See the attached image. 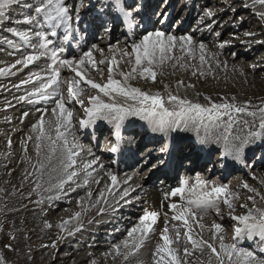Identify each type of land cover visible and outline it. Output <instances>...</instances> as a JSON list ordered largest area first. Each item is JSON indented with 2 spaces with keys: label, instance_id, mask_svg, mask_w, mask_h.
<instances>
[{
  "label": "bare ground",
  "instance_id": "obj_1",
  "mask_svg": "<svg viewBox=\"0 0 264 264\" xmlns=\"http://www.w3.org/2000/svg\"><path fill=\"white\" fill-rule=\"evenodd\" d=\"M237 3L238 1H234V2L231 1L228 4L227 10L219 11L218 15L220 17H224L225 15L229 16L228 9H231V11H233V7L237 5ZM260 5L261 4L259 2L258 6ZM230 19H231V22L234 21L233 16L230 17ZM248 19L249 18L245 19L240 24V29L237 34L242 33L245 30L243 28H248V22H247ZM228 30L229 29L224 30V32L222 33V37H219L220 42L225 40L226 35L224 34H227ZM261 50L262 48L258 46L251 47V49L248 50V55H239L236 57L238 59L222 57L223 59L220 61V64L209 63L206 66L205 65L201 66V64H199L196 60L195 62H192V63L188 62L187 58L189 55H183V54L182 56H179V55L174 56L173 59L169 58L170 61L164 60V58L163 60H161V54L159 53V51H157L156 56L153 59V63L150 66L148 65L147 60H143L140 65H136L135 61L125 62V64L123 65V69L127 71L126 80L128 79V83L127 84L124 83V84L126 86H129V88H138L140 90H143L146 88H149V90H152V87H153L155 90L149 91L148 93L149 94H161L163 101L169 107H175V108L180 107L178 102H173V101L168 100L169 95L177 96L182 100L194 101V102L200 103L199 102L201 101L200 98H198V96H196L193 93V90H198L199 87H203L200 89L206 92V89L210 87V84L206 83L205 81L204 82L200 81L199 83L201 85L197 86L195 84V81H196L195 79H199L202 76H204L205 78V75L207 74V72L212 69H214V72H212V74L218 73L217 75H219L221 74L220 72H222V74H224L223 77H225L226 79L229 77L228 74H230V77L231 76L236 77L237 75L240 74V72L241 74L242 73L249 74L250 72L253 71L252 68L243 67L242 70H244L245 72H242L240 70L241 68L238 69L239 67L237 68L235 65V62L237 60L238 62H242L243 58H249V54L252 55L250 58L254 65V70L256 69L255 74L257 75L255 76V78L257 77V79H260V81L255 80L256 85L259 82L264 83V71H263L264 70V55L261 54ZM164 57H165V53H164ZM223 65H226V69H224L225 71L223 69L219 70L220 66L223 67ZM156 66L159 68L160 72L155 73L157 74L155 76V80H153L152 78L150 80L146 79V77L144 76V73L141 72L143 68L153 67L157 70ZM134 68H135V71L133 72ZM194 68L197 69L198 71L194 72ZM166 70H168L169 72L166 73ZM215 76L216 74H214V77ZM180 77H182L183 80L184 78L187 79V81L184 80V82H182L183 84L182 89H178V87H174V85L171 83V81L177 83L176 81L179 80ZM214 84H216V82ZM163 88H166V89L162 90ZM243 100L245 99L243 98ZM132 101H135V100H132L130 98L129 101L127 102V105L132 106V103H133ZM219 101L221 102L222 100H219ZM234 101H236V99H234ZM245 102H246L245 105L250 109V112L248 113V115L245 114L246 115L245 118H243V115L239 117L242 122L239 123L238 125L237 124L233 125V123L231 124L230 131L228 132L229 133L228 136L232 137L234 135H238L236 132H239L242 137L252 135L251 138H252V142L254 143L255 138H256L255 132L258 129V131L261 133L262 139L264 140V128H261V127L259 128V124H257V121H261L263 119L264 113L258 112V110H256L263 105V102L258 101V100L253 101V102L250 101L249 103H247V101ZM9 111L11 112L12 109H9ZM251 113H255V114L252 115ZM219 121L222 124L221 123L215 124L214 128L216 130L215 134L217 135L219 139H221L224 137L225 130L228 125H226L225 116L223 118H220ZM17 122L18 121H15L14 123H12V125L16 124ZM35 122H36L35 119H33L30 121H25L21 124L22 129L20 130L19 133L15 135V137H18L16 138L18 140L15 144H19L20 138L25 136L23 135V127L29 126L28 129H29V134L31 135V138L28 140L27 146H32V147L34 146L35 141H38V139L40 138V136L38 135V131H37L38 126L35 125ZM48 127L49 126H45V128H48ZM49 130H51L50 136L55 141V144H59L63 146L64 139L68 140L69 138H71V136L67 137L66 133L63 134V137H57V134L55 131H53L52 129H49ZM70 131L71 130H69V132ZM43 135H45V131L43 132ZM215 140H216V144H219V140L216 138ZM49 141H51V139ZM226 141L228 144L231 145L229 140H226ZM55 147L56 146L54 145L49 146L48 141H43L36 150L38 151V157L34 156L36 155L34 152L30 154L31 152V151L29 152L30 149H27L25 152H20L21 153L20 157H22L20 164L17 163L19 159H17V161L11 160L13 161L11 162L8 158H5L2 161H0V217H3V218L5 217V219L10 222L9 231L12 232L11 237H8V241L6 243L8 246H2L0 247V249L8 257L9 255L19 253L20 256L22 257V258H18L21 264H31L32 258L30 259L29 257H25L24 252H22L23 248L25 247L24 243H26L27 241L29 243V247L34 251L32 252L33 257L38 256V255H41V256L43 255L42 260H44V264L45 263L46 264H91L90 262L91 254H88L87 250H90L92 246H89V245L90 243L102 244L101 241L100 242L99 240L91 241V239H88L86 242H84V245H85L84 252L85 253L77 254L78 250L73 249L72 247H69L68 245L71 241H76L77 240L76 237L72 238L71 234H67V235L61 234L57 240L56 239L52 240L51 239L52 237L50 238L48 235V231L50 227H53L54 225L60 226L61 228H64V227L69 228V225H72V215L75 210L73 202L70 201L71 195H67L66 197H61V198L54 195L60 192V188H59L60 186L57 187V186L51 185V188L46 187L48 182L53 183L54 181H58L60 179L56 177L59 174L58 167L62 168V162L61 160H57L56 158L57 149ZM52 148H55L56 152H52L51 151ZM34 158L39 161L37 164H35ZM175 163L174 165L175 167H177L178 161H176ZM105 170L107 169H103L101 171V174H99V176L96 178V179L100 178V180L99 181L97 180L93 186L91 184H87V186H82V188L77 191L78 196L79 195L84 196L83 202L88 203L85 216H83V219H84L83 226L84 227H88L89 225L85 226V224L90 219L94 218L93 215L88 217V212L93 210V206H95L97 202L96 199H98V195H99L97 193H99V191L103 189L104 182H107V183L111 182V188L109 190V193L121 194L125 191H130V194H134L139 189L138 187L134 190H131L132 186L136 185V183L128 182V183L123 184V181H124L123 179L121 180V178H118L117 175H106ZM87 171H89V169H87ZM113 176L116 177V180L117 179L121 180L120 182L121 185L118 187L117 190L115 189L117 188L118 182H116V180L115 182H113L112 180ZM256 176L258 179L253 180V182L255 183V187H258L259 194L262 196V198H264V171L262 172L259 171ZM65 191L66 190H64L63 192ZM25 192L27 194H25ZM150 194L152 196H149ZM246 194L253 197L255 201H257V198H258L257 194L255 193H246ZM49 195H52V196L49 198L48 197ZM145 195L147 197L146 198L147 203L145 204V206H148L147 211L152 212L151 209L155 207L159 203V200L163 198V193L158 189V187L153 186L151 191H149ZM34 200L38 201L37 206H34L31 203ZM155 200H156V204L154 205ZM255 203L257 204L258 202H255ZM255 203L254 202L250 203V206L251 204H255ZM257 205H259V203ZM81 208L83 209V203H82ZM97 218L98 217H95L93 221L96 220ZM48 219L53 220V222L51 223ZM101 224H103V222H101ZM128 231L129 230L126 228L124 233H127ZM84 232H85L84 230H81L76 235H78V237L80 236L83 237ZM24 236H26L27 239H24ZM0 238L2 239L1 234H0ZM36 239L41 240V241H51L52 245H48V246L45 245L46 247L45 248L43 247L44 249H40V250L36 246L38 250H35L36 248H35L34 242ZM129 240H130V236H127L121 239V241L124 243L128 242ZM110 249H111L110 244L104 245L101 248L102 251L100 253L102 254L103 252H105L107 257L114 256L115 261L117 259L119 260L112 264L121 263L119 259L120 255L114 253L113 248H112V253H109V254L107 253V251H109ZM37 251H40V252H37ZM95 251L96 250H94L93 252ZM38 258H40V256ZM130 258L131 256L129 257V259ZM224 258L226 259V257ZM242 261H243L242 257H237L236 255H234L233 264H236V263L244 264V261L243 262ZM35 264H39V263L36 262ZM122 264H127V263L122 262Z\"/></svg>",
  "mask_w": 264,
  "mask_h": 264
},
{
  "label": "snow or ice",
  "instance_id": "obj_2",
  "mask_svg": "<svg viewBox=\"0 0 264 264\" xmlns=\"http://www.w3.org/2000/svg\"><path fill=\"white\" fill-rule=\"evenodd\" d=\"M115 4V10L123 17V20L126 24L131 26L132 18L134 16V13L139 12V6L137 5L135 8H132L131 6L125 7V0H113ZM261 5H264V0H259ZM20 0H0V18H4L6 16V11L9 6L13 4H19ZM107 6V5H106ZM105 6V7H106ZM25 7L31 8V5H25ZM101 13L105 11V8H101L99 10ZM36 16L32 15H25L24 19L22 21H17V23H25L28 25H31L33 23L39 24L40 22L37 20V16H39L41 13H43V19L45 22L52 23V22H59L62 19L66 18L68 15V9L61 3H56L55 7H53V0H48L47 5H41L39 7L35 8ZM207 16L211 17L213 13L211 11H208L206 13ZM54 26V25H53ZM100 27H103L104 30L107 32L108 28L105 27L103 23H101ZM9 31L14 32L17 36H21L23 39L28 40L29 34L26 32H20L17 31L16 28H11ZM53 35L56 33L53 32ZM34 35L38 37L42 43L41 48L47 50L48 45L51 43V41L47 38V33L44 31H36L34 32ZM219 35V33H217ZM248 36L254 35V33H246ZM153 37H155V40H153ZM65 40L68 39L67 36L64 37ZM176 40V37L174 36H167L165 38V34L163 32H149L147 35L143 37L140 43H134L132 45V51L136 53L135 55V63L136 65H140L143 60H147L148 65L150 66L153 63V59L156 56L157 51L161 54V60L164 58V53L168 50V48L171 46L172 42ZM180 40H187L188 42H191L192 38L190 36L188 37H180ZM95 47V46H93ZM200 49L204 50V45H200ZM60 51H63L61 49ZM46 55V51L40 52V53H32L27 55L23 58V60H17L16 63L20 64L23 63L25 65L31 64L34 61L40 59L41 56ZM53 63H56L57 56L56 51H52L51 53ZM92 53L91 51L85 52L83 56H81L78 60L77 59H64L59 61V64L61 67H68L73 72L76 73L78 77H80V80H86L83 73L79 70V65H86V58H88L87 63H92V67H96L95 63L91 61ZM201 59L203 60L204 57L201 56ZM102 63V62H101ZM113 64L116 63L115 60L112 61ZM75 65V66H74ZM5 70L0 69V74H2ZM112 69L109 68V72H111ZM135 71V68L133 69V72ZM144 73H148L153 80H155V72L151 70V67H145L143 69ZM60 73L58 68L53 69V75L49 78L48 83L42 84V88H48L50 85H56L58 83V77ZM126 78H127V74ZM39 79V77H37ZM80 80L75 81L76 84L80 83ZM27 83V81H25ZM86 83L91 85L93 89H99L101 92H103L106 96L110 94V92H118L121 95L125 97H130L132 100L138 101L139 106L134 107H124L118 103H105L103 100L100 99V97L97 96H91L89 97V100L92 103V108L87 109L89 114L91 115L93 112H101L102 110H108V114H111L112 112H115V115L112 116V120L115 121L117 130L121 127V122L125 119L127 115H135L139 116L141 119L146 120L149 122V124L153 127L154 131H161L164 132L165 130L169 129L172 124L179 125V120H172L169 122L168 118L171 117H180V118H189V114L192 112L196 113L195 117H191V119H196L197 117L201 118V121L203 119V113H208L209 119L213 118V112H216L217 115H224V112H221L219 110H232L234 109L236 112H245L247 109L243 106L237 107L234 104H213L211 108H204L200 104H191L189 101L182 100L177 96L169 95L168 100L173 102H178L180 106L179 111H169L167 107H165L163 98L159 94H149L146 92L141 91L138 88H125L122 87L119 81L111 79L109 77L108 82L104 85H101L99 83H95L92 80H86ZM75 85L72 82H69L68 86V93L71 98H75L77 96V91L74 90ZM36 92L40 93L41 97H44V93L41 91L40 88L36 89ZM21 99H24V97H21ZM77 103L83 104V100H76ZM57 107L60 109L61 116L65 113V104L62 102L61 99H57L56 101ZM262 113H264V109H260ZM56 112V109H53V113ZM254 115L255 113H251ZM27 115V113H25ZM71 112H67V122H71ZM105 118H108L106 115ZM41 126L43 125V119H41ZM83 121H81V124L83 125ZM260 127L264 128V119L260 122ZM57 128V137H63V134L59 131L60 123L58 122L56 124ZM117 139L119 140V134H117ZM55 143V141H53ZM67 140L64 139V146L67 148ZM75 145H72V148H75ZM72 148H68V155H67V161L68 163L64 165L65 170L71 168L76 161L73 159V156L77 155L78 153L72 151ZM113 152L117 151L116 147H113L111 149ZM243 150V146L237 148V153L241 152ZM52 152H55V148L51 149ZM163 152L164 149H161ZM237 159H239V156H237ZM94 163V162H93ZM75 175V173H70L68 175V180H71L72 177ZM113 182H115L116 177H112ZM182 185H186L188 182L186 180H182L180 182ZM207 184V181L200 180L197 178V185L201 188L205 187ZM63 186V182H61V187ZM245 188L248 187L247 184L244 185ZM183 188H177L173 190L172 195H176L178 193L183 192ZM227 186L226 185H219L214 186L210 192L203 193L202 195H197L196 199L189 200V205H194L196 209H199L200 211H206L210 207H215V202L213 200V193L216 195V197H219L221 194L226 193ZM194 191V189H193ZM127 193H125L126 195ZM101 195H103L101 193ZM249 199H252V197H249ZM225 203H229L227 199L224 201ZM171 208L176 209L177 205L172 204L170 205ZM103 211V209H101ZM218 211V209H217ZM257 215H253L250 211L248 214L243 216H236L233 217V219L241 221L244 225V229H241L237 227L235 229L237 235L241 234L245 229H247L249 235L252 234L253 231H258L261 236H264V210L256 209ZM77 216H79V213H76ZM159 213L156 211L148 212L145 211L144 216L141 217V221H151V223H142V226L138 228H133L129 232V236H132L133 233L140 231L142 233L140 237V242L136 243L134 246L136 248H139L142 244L143 239L147 236V234L152 231V224L156 223L157 217ZM188 216L195 217L196 212L193 210L192 207L184 208L182 209L178 215L174 217L176 220H182L184 221L185 226H188ZM215 229L219 231L221 229V225L216 224L214 225ZM189 232H191V228L189 227ZM168 228L167 226L162 230L160 233V236L163 240L162 244L157 245V255L160 253H167L168 256L171 257L170 264H181L179 259L174 254V251L170 249L169 245H171L174 241L170 239L167 235ZM179 233H176V239H179ZM188 240L192 241L193 244H197L198 242L195 241L191 235H188ZM221 243H220V251L217 250L215 246H213L211 243L207 241H203L204 244L207 245V247L211 250L212 253H214L218 260L219 264H224V259L221 256V252H223L225 255H227L229 261H231L232 255L235 254L237 257H242L244 264H253V261H255V264H264V260H255V256L252 252H248L244 249H238L235 244L231 245H225L223 243V237H219ZM125 245H127V242H125ZM185 253L188 252V249H184ZM163 259V257H161ZM3 257L0 256V262H2ZM159 264V261L157 262Z\"/></svg>",
  "mask_w": 264,
  "mask_h": 264
},
{
  "label": "rangeland",
  "instance_id": "obj_3",
  "mask_svg": "<svg viewBox=\"0 0 264 264\" xmlns=\"http://www.w3.org/2000/svg\"><path fill=\"white\" fill-rule=\"evenodd\" d=\"M262 6V7H261ZM260 6V13H262L263 14V16H264V5H261ZM257 31L260 33V32H262V29L260 28V29H257ZM250 32V31H249ZM235 59H238V58H235ZM251 59V58H250ZM240 63H243V61L242 62H238V60L235 62V65H236V67L238 68V69H240L242 72H244V70H242V65L240 64ZM253 64V63H252ZM221 67V66H220ZM222 68L223 67H221V68H219V70H222ZM209 69H211V68H209ZM213 71H211L209 74H206L205 75V78H204V76H202L201 78H199V79H195L196 81H195V84L197 85V86H199V85H201L199 82L200 81H205L206 83H209L210 84V87L209 88H207L206 89V92H204V91H202L200 88H203V87H199L198 88V90H193V93L196 95V96H198V98H200V100L201 101H211V102H213L212 100H218V99H220V96L222 95V99H224V100H226V101H230V99H231V101L233 100V99H237V100H239L240 102L241 101H247V103H249L250 101H256V100H258V101H262L263 102V105H264V83H262V82H259V83H257V85H256V81L255 80H259L260 81V79H257V77L255 78V76L257 75V74H255L256 72H251V74L249 73V74H244V73H242L241 74V72H240V74L239 75H237L236 77H230V74H228V73H230V72H228L227 74H228V81H227V79L225 78V77H223V75L224 74H222V72H220L221 74H219V75H217L218 73H214V74H216V76L214 77V74H212V72H214V69H212ZM256 70V69H255ZM225 71V70H224ZM264 71V70H263ZM169 71L168 70H166V73H168ZM194 73V72H193ZM227 74H226V76H227ZM221 76V77H220ZM241 76V77H240ZM253 76V77H252ZM211 77V78H210ZM217 77V78H216ZM214 78V79H213ZM240 78V79H239ZM254 78V79H253ZM235 79V80H234ZM247 81H246V80ZM183 80V78L182 77H180V79L179 80H177L176 82L177 83H175V82H172L171 81V83L174 85V87H178V89H182L183 88V84L181 85L182 87L181 88H179V83H182V82H184V80L185 81H187V79H185L184 78V80ZM210 80V81H209ZM213 80V81H212ZM215 80V81H214ZM234 80V81H233ZM245 80V81H244ZM198 81V82H197ZM209 81V82H208ZM216 82V84H214ZM219 82V83H218ZM248 82V83H247ZM255 82V83H254ZM202 83V82H201ZM223 85H221V84ZM231 83V84H230ZM178 85V86H175V85ZM231 85V86H230ZM166 86V85H165ZM258 86V87H257ZM234 88V89H233ZM166 88H163L162 90H165ZM213 89H215V90H213ZM218 89V90H217ZM221 91H220V90ZM225 89V90H224ZM257 91H256V90ZM152 90H155L153 87H152ZM260 90V91H259ZM202 93V95H201V93ZM243 91V92H242ZM204 94V95H203ZM229 94V95H228ZM201 95V96H200ZM216 96V97H215ZM244 96V97H243ZM233 98V99H232ZM243 98L245 99V100H243ZM260 98V99H259ZM219 101V100H218ZM223 101V100H222ZM222 101H221V103H222ZM262 102H260V103H262ZM246 103V102H245ZM262 105V106H263ZM261 106V107H262ZM258 108V109H256V110H260V109H264V108ZM254 110V109H253ZM246 112H248V111H246ZM263 119H264V117H263ZM18 121V120H17ZM48 125H47V124ZM43 124H45V126H49L50 128H51V126L55 129V130H57V128H56V125L55 124H57V123H54V124H52V123H50L49 124V122L48 121H46V120H44L43 121ZM15 125V124H14ZM60 129V128H59ZM2 145V143H0V146ZM37 146V147H36ZM3 147V146H2ZM23 147V146H22ZM30 148H28V149H30L29 150V152H30V154H32L33 152L36 154V155H34V156H37L38 157V151H36L37 150V148L39 147V145H36V144H34V146L32 147V146H29ZM1 148V147H0ZM5 147H3V149H1V152H0V161H2L3 159H5V158H8L10 161L11 160H13V161H17V159H19L18 160V164H20L21 163V158L22 157H20V155H21V153H20V147H18V146H16V147H14L13 149H4ZM25 149H26V146H25ZM24 149V150H25ZM3 151H4V154H1V153H3ZM4 157H3V156ZM1 157H3V158H1ZM34 160H35V164H37L39 161L38 160H36L35 158H34ZM13 161H11V162H13ZM106 171V170H105ZM264 171V170H263ZM262 172V171H261ZM98 181L100 180V178H98L97 179ZM51 185H52V183L51 182H48V184H47V188H51ZM121 185V184H120ZM50 186V187H49ZM46 188V189H47ZM129 188H131V187H129ZM25 194H27L26 192H25ZM79 196H82V195H79ZM49 197V196H48ZM83 197V199H84V196H82ZM147 198V197H146ZM261 199H262V201H264V198H262L261 197ZM34 206H37L38 205V201L37 200H34V201H32L31 202ZM35 203H37L36 205H35ZM88 204H84V206H83V212L85 211V209H86V206H87ZM57 207V206H56ZM77 207V206H76ZM75 208V207H74ZM16 209V208H15ZM57 209V208H56ZM11 210V209H10ZM75 211V210H74ZM95 211V209L93 210V212ZM73 216V215H72ZM83 216H85V215H83ZM51 223L53 222V220H50V219H48ZM8 220H6L5 219V217L3 218V217H0V234H1V237H2V239L0 238V247H2V246H8L6 243H7V241H8V237H11V233L12 232H10L9 231V225H10V222L8 221ZM55 226V227H54ZM53 227H50V229H49V231H48V235H49V237L52 239V240H54V239H58L59 237H60V235L63 233V232H65L66 230H67V227H64V228H61L60 226H56V225H54ZM202 227V226H201ZM3 228V229H2ZM203 228V227H202ZM205 228H207V230H205L204 231V233L205 234H207V235H209L210 236V232H209V228H210V226L208 225H205ZM3 231V232H2ZM10 233V234H9ZM124 234H126V233H123L122 235H121V239L122 238H125V237H123V235ZM9 235V236H8ZM26 236H24V239H27V237L25 238ZM41 242V243H40ZM72 242H75V241H71L70 243H72ZM69 243V244H70ZM224 244L226 243V242H223ZM42 244V245H41ZM34 245H35V250H38V248H39V250L40 249H44L46 246H48V245H52V242L51 241H41V240H38V239H36L35 240V242H34ZM46 245V246H45ZM71 245V244H70ZM225 245H227V244H225ZM25 246V247H24ZM24 248H23V251L22 252H24V256L25 257H29L32 261H31V264H35L36 262H38L39 264H44V260H42V257H43V255L41 256V255H38V256H34L33 257V255H32V252H34L30 247H29V243L26 241V243H24ZM38 248H37V247ZM81 246V245H80ZM28 247V248H27ZM44 247V248H43ZM26 249V250H25ZM5 250V249H4ZM97 251V250H96ZM37 252H40V251H37ZM89 252V251H88ZM108 252V251H107ZM17 253V252H16ZM26 253V254H25ZM79 253H85L84 251H81V250H78V252H77V254H79ZM19 253H17V254H12V255H9V257L4 253V252H2V250L0 249V256H2L3 257V260H2V262H0V264H21V262H20V260L18 259V258H22L21 256H20V254L18 255ZM89 254H91V264H92V262H93V264H112V263H114V262H116V261H119V260H116V261H112L113 260V256L112 257H107V255L105 254V252H103L102 254L101 253H98V251L96 252V253H90L89 252ZM104 254V255H103ZM16 255H17V257H16ZM27 255V256H26ZM6 256V257H5ZM13 256V257H12ZM18 256H20V257H18ZM40 256V258H38ZM36 258V259H35ZM103 258V259H102ZM39 259H40V261H39ZM119 259H121V255H120V258ZM195 259V260H194ZM202 259V260H201ZM101 260V261H100ZM179 261L181 262V264H201V263H198V262H203L204 264H217V262H216V260H214L212 257H210V256H207V255H202V254H196V255H193L192 253H189L188 255H181L180 256V258H179ZM46 262V261H45ZM102 262V263H101ZM121 262V261H120ZM46 264V263H45ZM224 264H231L230 262H228V261H225L224 262Z\"/></svg>",
  "mask_w": 264,
  "mask_h": 264
}]
</instances>
